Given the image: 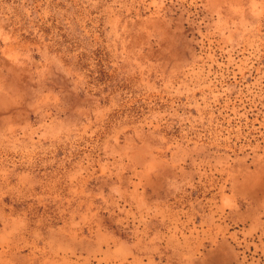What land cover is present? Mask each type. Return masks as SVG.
<instances>
[{
	"label": "rangeland",
	"instance_id": "374dc122",
	"mask_svg": "<svg viewBox=\"0 0 264 264\" xmlns=\"http://www.w3.org/2000/svg\"><path fill=\"white\" fill-rule=\"evenodd\" d=\"M0 264H264V0H0Z\"/></svg>",
	"mask_w": 264,
	"mask_h": 264
}]
</instances>
